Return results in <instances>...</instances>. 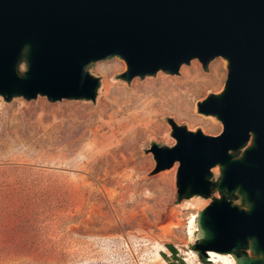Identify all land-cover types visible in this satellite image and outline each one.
I'll return each mask as SVG.
<instances>
[{
  "label": "water",
  "instance_id": "95a60500",
  "mask_svg": "<svg viewBox=\"0 0 264 264\" xmlns=\"http://www.w3.org/2000/svg\"><path fill=\"white\" fill-rule=\"evenodd\" d=\"M117 57L128 84L227 62L219 94L197 103L215 137L168 119L173 147L153 144V174L178 164V199L210 203L196 217L200 259L264 264V0H0V96L94 102L97 62ZM24 68V69H22ZM219 168L212 180L211 170ZM217 194V196H213Z\"/></svg>",
  "mask_w": 264,
  "mask_h": 264
},
{
  "label": "rangeland",
  "instance_id": "374dc122",
  "mask_svg": "<svg viewBox=\"0 0 264 264\" xmlns=\"http://www.w3.org/2000/svg\"><path fill=\"white\" fill-rule=\"evenodd\" d=\"M110 65L116 68L106 78L102 68ZM193 66L208 81L218 70L183 104L132 108L113 119V110L104 118L96 113L105 80L133 90L154 79H179ZM88 71L99 79L94 102L51 103L42 96L7 102L0 96V264H203L194 251L196 217L211 197L178 199V164L153 174L148 150L175 145L168 119L209 137L222 132L215 117L197 112V103L222 92L227 62L216 58L205 72L193 60L178 75L158 72L129 84L120 78L126 65L117 57ZM90 115L98 123L89 126ZM111 121L113 131H97ZM213 169L216 180L219 168ZM212 260L205 258L207 264H224Z\"/></svg>",
  "mask_w": 264,
  "mask_h": 264
},
{
  "label": "bare ground",
  "instance_id": "6f19581e",
  "mask_svg": "<svg viewBox=\"0 0 264 264\" xmlns=\"http://www.w3.org/2000/svg\"><path fill=\"white\" fill-rule=\"evenodd\" d=\"M116 65L104 66L102 71L106 78L114 74ZM217 67L212 71V77L208 81L207 77L200 73L197 67L193 66L186 69L179 79L168 80L166 78L154 79L144 85H139L133 90L122 89L111 84L108 80L103 83V103L102 108L96 112L101 117H106L107 110H113L111 119L125 114L132 108L152 109L156 106H164L166 103L172 105L183 104L190 95L198 92L202 86L211 83L212 78L217 74ZM89 126L95 125V115L87 117ZM100 125V123H99ZM113 122L108 124L101 123L97 131H104L106 128L113 131ZM214 174L217 169H213ZM214 263L222 262L232 264L230 256L209 252ZM207 255V256H208Z\"/></svg>",
  "mask_w": 264,
  "mask_h": 264
},
{
  "label": "trees",
  "instance_id": "16d2710c",
  "mask_svg": "<svg viewBox=\"0 0 264 264\" xmlns=\"http://www.w3.org/2000/svg\"><path fill=\"white\" fill-rule=\"evenodd\" d=\"M167 249L170 251L171 256H172L173 258H175V257L177 256V252H176L175 248H173L172 246H168ZM200 261H201L203 264H207V263H209V262H206L205 259H201ZM175 262L178 263V264H183L182 260H175Z\"/></svg>",
  "mask_w": 264,
  "mask_h": 264
}]
</instances>
